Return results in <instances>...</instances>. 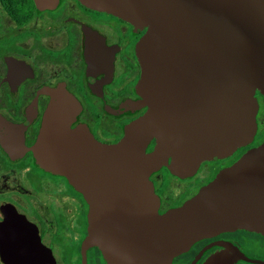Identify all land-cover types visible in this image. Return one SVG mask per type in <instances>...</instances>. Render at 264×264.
<instances>
[{"label": "water", "instance_id": "95a60500", "mask_svg": "<svg viewBox=\"0 0 264 264\" xmlns=\"http://www.w3.org/2000/svg\"><path fill=\"white\" fill-rule=\"evenodd\" d=\"M146 29L137 44V85L146 113L115 146L86 128L71 130L69 112L50 107L33 153L37 165L63 176L83 195L95 188L89 219H133L114 189L142 209L146 241L105 253L108 264H171L197 241L245 230L264 236V142L221 171L194 198L163 216L148 176L165 165L179 176L199 163L250 145L257 130L255 93L264 97V0H79ZM58 0H36L50 7ZM264 104V99H263ZM73 107V106H72ZM152 153L146 154L151 140ZM171 158V163L166 161ZM93 186V187H92ZM110 189V192L97 189ZM130 189V190H129ZM101 197H108L105 203ZM132 198H136L135 205ZM131 212V211H130ZM0 223L4 264H52L29 223ZM137 219V217H135ZM204 264H257L235 245Z\"/></svg>", "mask_w": 264, "mask_h": 264}, {"label": "flooded vegetation", "instance_id": "af4514ba", "mask_svg": "<svg viewBox=\"0 0 264 264\" xmlns=\"http://www.w3.org/2000/svg\"><path fill=\"white\" fill-rule=\"evenodd\" d=\"M145 33L79 0H58L50 7H40L36 0H0V223L14 216L19 220L12 223L31 224L52 264H108L110 244L124 250L146 241L143 223L152 221L143 218L140 206L131 210L130 198L122 195L126 189H114V201L121 208L128 202L133 219L91 223L95 188L80 194L67 178L39 167L32 150L50 107L69 112L70 129L86 128L102 145L122 140L125 128L148 110L137 92L142 70L136 50ZM255 98L257 130L250 145L179 176L165 165L149 174L158 216L184 206L264 142V97L256 92ZM154 147L153 139L146 154ZM101 191L110 189H97ZM131 200L135 205L136 198ZM222 243L264 264V236L245 230L201 239L171 264H204L223 249Z\"/></svg>", "mask_w": 264, "mask_h": 264}, {"label": "rangeland", "instance_id": "374dc122", "mask_svg": "<svg viewBox=\"0 0 264 264\" xmlns=\"http://www.w3.org/2000/svg\"><path fill=\"white\" fill-rule=\"evenodd\" d=\"M251 238V237H248V239Z\"/></svg>", "mask_w": 264, "mask_h": 264}]
</instances>
